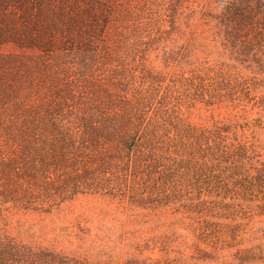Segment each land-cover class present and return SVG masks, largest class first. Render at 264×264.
<instances>
[{
    "label": "rangeland",
    "instance_id": "obj_1",
    "mask_svg": "<svg viewBox=\"0 0 264 264\" xmlns=\"http://www.w3.org/2000/svg\"><path fill=\"white\" fill-rule=\"evenodd\" d=\"M229 1L241 0H93L108 19L95 50L0 45V162L26 142L25 122L54 139L53 122L91 132L101 109L143 102L172 125L224 126L228 143L248 146L231 154L241 180L227 197L167 189L158 171L137 182L103 139L83 161L51 165L54 183L36 199L3 193L0 173V234L51 264H264V41L236 30Z\"/></svg>",
    "mask_w": 264,
    "mask_h": 264
},
{
    "label": "trees",
    "instance_id": "obj_2",
    "mask_svg": "<svg viewBox=\"0 0 264 264\" xmlns=\"http://www.w3.org/2000/svg\"><path fill=\"white\" fill-rule=\"evenodd\" d=\"M83 1L84 8L80 0H0V45L11 44L46 54L74 51L78 47L95 50L94 45L100 44L105 35L108 19L94 6L93 0ZM225 10L223 14L237 23L236 30L247 33L246 37L262 45L264 0L229 1ZM147 106L137 102L130 105L125 115L101 109V119L94 122L95 126L87 120L91 132L85 128L80 134L53 122L57 133L54 139L47 138L43 132L40 134L43 127L35 123L21 124L19 130L24 132L22 137L26 142L23 146L11 144L14 155L2 156L0 162V173L5 175L3 193L10 195L13 188V191L22 190L21 197L28 195L36 199L37 187L47 192L54 183L51 165L83 161L79 153L87 154L85 149L91 150V146L104 139L111 143L114 163L126 162L132 166L137 182L142 175L151 177V171H158L165 174L163 183L167 189L175 182L180 190L189 193L195 190L200 201L225 199L230 187L241 180L232 171L240 166V161L231 159V154L244 152L248 146L228 143L226 134L222 133L228 131L224 126H219V132L182 123V120L180 126H175L157 113L150 115L152 107ZM46 147L53 149L45 151ZM195 158L205 164L191 167ZM76 185L79 187V183ZM30 250L0 234V264H51L47 259L53 258L41 259L37 252Z\"/></svg>",
    "mask_w": 264,
    "mask_h": 264
}]
</instances>
